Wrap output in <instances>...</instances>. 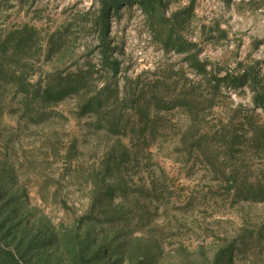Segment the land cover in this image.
<instances>
[{
  "label": "rangeland",
  "instance_id": "rangeland-1",
  "mask_svg": "<svg viewBox=\"0 0 264 264\" xmlns=\"http://www.w3.org/2000/svg\"><path fill=\"white\" fill-rule=\"evenodd\" d=\"M123 1L107 28L119 67L109 82L135 116L126 126L158 116L151 140L112 136L80 115L110 77L100 63L98 0H0V46L27 42L0 62V264H264V202L234 201L203 159L183 152L184 109L157 115L134 101L158 82L169 96L184 80L196 87L192 55L208 70L241 63L264 84V0ZM55 71L88 72L93 82L44 105L18 89ZM240 106L251 107L248 89L223 93L200 134ZM245 158L239 165L252 176L263 170V153Z\"/></svg>",
  "mask_w": 264,
  "mask_h": 264
},
{
  "label": "trees",
  "instance_id": "trees-1",
  "mask_svg": "<svg viewBox=\"0 0 264 264\" xmlns=\"http://www.w3.org/2000/svg\"><path fill=\"white\" fill-rule=\"evenodd\" d=\"M100 5L99 29V56L101 68L110 76L101 82V87L95 88L93 94L88 97L82 107L81 116H93L109 134L116 137L130 135L154 137V119L147 116V124L144 126L133 123L129 128L124 123V117L135 119L129 114V109L123 108L125 99H120L117 85H111L119 74V67L112 55L115 52L107 41V28L112 15L118 14L123 0H98ZM176 36V35H175ZM174 37L172 28L169 30L168 39ZM22 36L7 39L0 46V62L5 59L9 50L12 57L19 55L26 46ZM185 51L191 46L183 42ZM187 48V49H186ZM189 66L199 77L196 87H190L185 83L176 90L177 94L169 96L164 94L163 83L156 91L145 96L142 92L137 94L135 102L142 101L138 111L143 107L146 113L150 111L157 115L167 113L175 109H184L190 120V127L183 139L188 157L195 156L204 161L206 167L215 172L216 181L223 190L231 195L234 201H247L254 203L264 202V167L256 176L252 168H244L240 161L246 160L249 153L264 154V121L260 113H264V84L262 79L250 68H242L239 63L233 69L211 68L192 55L187 59ZM4 71L0 69V77ZM15 77V75H12ZM99 81V80H95ZM94 81V82H95ZM93 82L92 75L88 72H76L65 74L55 71L38 78L34 84L21 83L18 86L21 92L30 93L37 103L42 105L59 102L71 96L87 93ZM163 85V86H162ZM176 85L174 84V87ZM246 88L251 94V107H242L223 110L218 124L209 132L201 133V121L212 113L215 108V100L221 98L223 93L234 91L238 88ZM162 90V91H161ZM135 98V96H134ZM132 109V108H131ZM150 120V121H149ZM215 146L220 147L222 154L213 152Z\"/></svg>",
  "mask_w": 264,
  "mask_h": 264
}]
</instances>
